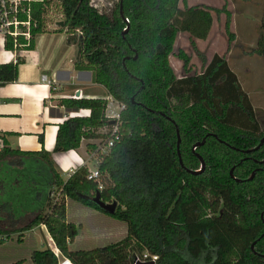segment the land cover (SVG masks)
Instances as JSON below:
<instances>
[{
	"label": "trees",
	"instance_id": "16d2710c",
	"mask_svg": "<svg viewBox=\"0 0 264 264\" xmlns=\"http://www.w3.org/2000/svg\"><path fill=\"white\" fill-rule=\"evenodd\" d=\"M58 2L62 27L79 37L75 68L90 71L91 81L124 106L117 120L120 139L96 163L103 176L101 191L86 178L87 166L63 180L49 152L12 150L4 141L0 159L43 160L55 190L24 225L0 228V245L30 239L21 233L44 225L72 264H135L143 252L157 257L152 264H264V130L250 99L218 54L201 73L183 77L169 62L179 32L189 34L192 46L195 39L207 38L209 10L180 8L178 0H116L103 11L89 0ZM37 20L34 37L46 29L45 9ZM262 20L257 53H264V14ZM34 37L17 50L32 49ZM4 47L13 50L11 41ZM178 56L187 71L189 57ZM20 62L17 57L0 64V84L16 81ZM59 103L89 114L58 125L54 152L76 150L83 139H103L115 125L106 117V99L62 98ZM104 127L108 131H99ZM95 148L86 144L88 151ZM200 158L204 168L196 172ZM96 194L104 203L116 202L114 211L101 208ZM71 201L105 216L104 236L107 218L123 222L124 234L106 245L75 248L81 224L68 218ZM28 242L35 244L32 238ZM30 254L33 264H58L49 248Z\"/></svg>",
	"mask_w": 264,
	"mask_h": 264
},
{
	"label": "crops",
	"instance_id": "0c3cea01",
	"mask_svg": "<svg viewBox=\"0 0 264 264\" xmlns=\"http://www.w3.org/2000/svg\"><path fill=\"white\" fill-rule=\"evenodd\" d=\"M56 23L58 26L51 28L46 21V29L34 37L33 47L29 50H7L0 39V64L15 62L17 57L21 59L16 81L0 84V141L2 147L5 141L10 149L23 152L44 149L50 153L56 171L66 180L82 166H87L89 170L96 168L93 150L88 151L86 144H96L98 140L83 139L76 150L54 152L58 125L69 117L89 114L86 109L63 107L60 99L84 97L108 101L112 97L104 87L91 81L90 71L75 68L79 60V37L70 33L67 37L62 35L66 28L60 26V21ZM42 75L46 76L45 80H42ZM118 106L119 103L113 99L111 108L114 112ZM105 130L104 127L99 131ZM2 147L0 145V150ZM91 163L93 168L89 166ZM5 174H12V177L8 178ZM51 182L52 174L43 160L16 155L0 159V226L8 230L18 229L33 214L42 210L55 190ZM90 214L92 218L75 224H81L78 234H84L88 240H96L105 233L101 228L103 217L97 212ZM37 231L47 247L55 252L58 264H72L56 249L44 225L21 234H30L35 247H40L42 243L37 246ZM78 238L79 235L75 241ZM30 253L10 261L24 259L21 264H33Z\"/></svg>",
	"mask_w": 264,
	"mask_h": 264
},
{
	"label": "rangeland",
	"instance_id": "374dc122",
	"mask_svg": "<svg viewBox=\"0 0 264 264\" xmlns=\"http://www.w3.org/2000/svg\"><path fill=\"white\" fill-rule=\"evenodd\" d=\"M89 1L92 7L98 11H103L109 9L116 0ZM177 3L180 8L185 6L207 8L212 16V26L206 39L194 40L195 46H192L188 33L179 32L176 35L169 56V62L175 75L183 77L199 74L213 54L222 56L237 75L242 88L248 93L260 126L264 130V53L255 52L262 32L264 0H178ZM51 6L47 23L51 28H55L58 26L55 25V21H62L60 5L59 2H56ZM62 35L67 37L69 32H62ZM179 53L189 57L187 71L183 69L182 60L178 56ZM108 129L106 128V131ZM89 166L93 168L92 163ZM6 176L11 178L12 174ZM67 213L68 218L77 223L92 218L90 213L93 212L85 209L79 203L71 201L67 205ZM97 215L105 217L101 214ZM107 219L108 222L104 226L107 229L105 236L86 242V236L79 233V242L75 244V248L90 249L121 238L125 232V224L120 221L114 222L110 218ZM3 228L1 227V229ZM35 235L37 236V246L42 243L40 247H35L32 245L33 243H29L28 237L24 241L13 239L0 245V264H5L7 260H13L12 258L29 256V252L36 248L47 249L45 240L41 238V233L37 231Z\"/></svg>",
	"mask_w": 264,
	"mask_h": 264
},
{
	"label": "built area",
	"instance_id": "2783aa9c",
	"mask_svg": "<svg viewBox=\"0 0 264 264\" xmlns=\"http://www.w3.org/2000/svg\"><path fill=\"white\" fill-rule=\"evenodd\" d=\"M56 2L58 0H0V39L4 42L11 41L13 50H17L19 47H27L34 37L32 30L38 26L37 14H42V10L45 9V16L49 18L50 10L52 9L51 4H56ZM59 21L61 22V20H57V22ZM77 33L79 34V32ZM45 79L46 76L42 75V80ZM112 102L113 98L107 101L106 112H108L106 113V117L114 120L115 125L108 131L107 137L97 141L96 148L93 150L94 157L97 160L96 163L120 139L117 120L119 119V112L124 106L119 103L118 110L114 112L111 108ZM0 145L2 147V141H0ZM86 178L95 181L99 191L103 189V176L97 168L93 170L88 169ZM59 193L58 191L55 196L57 197ZM156 259L155 255L143 252L140 257L134 259V263L154 261Z\"/></svg>",
	"mask_w": 264,
	"mask_h": 264
},
{
	"label": "water",
	"instance_id": "95a60500",
	"mask_svg": "<svg viewBox=\"0 0 264 264\" xmlns=\"http://www.w3.org/2000/svg\"><path fill=\"white\" fill-rule=\"evenodd\" d=\"M63 25V22L61 21L60 22V26ZM113 122V121H112ZM264 142V138H262L260 140V144H262ZM180 163H181V160H179ZM200 161H201V166H200V169H198L196 172H199L201 171L203 168H204V162L203 160L200 158ZM264 162V160L262 161ZM253 175V174H252ZM94 201L103 209L107 210V211H110V212H113L114 211V208L116 206V202H112V203H104L102 201L99 200V195L96 194L95 198H94ZM153 261H148V262H140V263H137V264H152Z\"/></svg>",
	"mask_w": 264,
	"mask_h": 264
}]
</instances>
